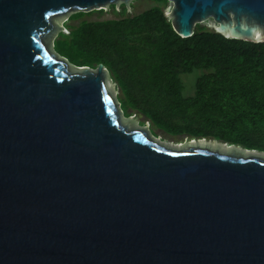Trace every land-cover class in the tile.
Instances as JSON below:
<instances>
[{"label": "water", "instance_id": "1", "mask_svg": "<svg viewBox=\"0 0 264 264\" xmlns=\"http://www.w3.org/2000/svg\"><path fill=\"white\" fill-rule=\"evenodd\" d=\"M131 1L0 0V264H264V153L165 144L103 64L52 51L69 14ZM168 1L182 38L264 42V0Z\"/></svg>", "mask_w": 264, "mask_h": 264}, {"label": "trees", "instance_id": "2", "mask_svg": "<svg viewBox=\"0 0 264 264\" xmlns=\"http://www.w3.org/2000/svg\"><path fill=\"white\" fill-rule=\"evenodd\" d=\"M151 1L137 15L113 4L114 19H84L105 10L72 14L69 21L79 23L65 26L69 33L58 35L52 51L77 67L103 64L120 90L123 116L137 112L143 127L264 153V42L227 38L202 24L182 38L165 14L169 1ZM195 69L209 72L186 97L181 75Z\"/></svg>", "mask_w": 264, "mask_h": 264}, {"label": "rangeland", "instance_id": "3", "mask_svg": "<svg viewBox=\"0 0 264 264\" xmlns=\"http://www.w3.org/2000/svg\"><path fill=\"white\" fill-rule=\"evenodd\" d=\"M133 5L131 7V9L128 10L129 15H137L139 13H142L143 11L149 9L150 7L154 6L155 4L153 3V1L151 0H132L130 5ZM173 9V4L169 3L167 10H171ZM105 14H103L101 17L98 16V14H93L90 17H85L84 19H88V20H107V19H114L116 18V15L113 14L112 12H110L109 7H106L105 9ZM71 16V14H69L62 22V26L65 27L67 24H73V25H77L79 23V21H75V22H71L69 21V17ZM214 24V20L209 21L207 24H203L209 28H211V25ZM68 33L69 31L66 30ZM57 38V37H56ZM55 41V40H54ZM58 41V40H57ZM55 46V44H53ZM52 45V48L54 47ZM209 72L208 70L205 69H195L193 70V72L191 73H185L183 75H181V80L183 82V86H184V96L186 97H192L194 96L195 93V84L197 79L202 76L203 74ZM111 84L113 86L114 92H115V96H116V100H118V96L120 95V90L117 88L116 83H114L112 80ZM134 119L138 125L139 128H147L149 129V132L156 137L157 139H159L161 142L168 144L172 147L178 146L180 144H187L190 142H196V141H205V142H210V143H215L214 140L211 139H203V140H181L175 137H172L168 134H165L164 132L158 130L157 128L151 127V125L148 123L145 127L141 126L140 122L143 121L142 116H140L137 112H134V114L132 115V117L128 118V119ZM126 119V120H128ZM218 143L222 144L223 142H219ZM225 145H229L224 143ZM231 146H235V145H231ZM240 149L242 148L241 146H239ZM244 149V148H243ZM258 152V151H255Z\"/></svg>", "mask_w": 264, "mask_h": 264}, {"label": "bare ground", "instance_id": "4", "mask_svg": "<svg viewBox=\"0 0 264 264\" xmlns=\"http://www.w3.org/2000/svg\"><path fill=\"white\" fill-rule=\"evenodd\" d=\"M193 142V141H192ZM215 143H218V142H215ZM180 145H183V144H180ZM180 145H178V146H180Z\"/></svg>", "mask_w": 264, "mask_h": 264}]
</instances>
